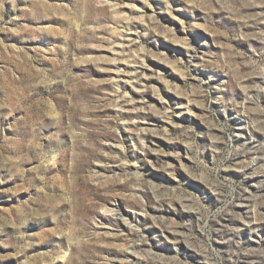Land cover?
<instances>
[{
    "label": "rangeland",
    "instance_id": "1",
    "mask_svg": "<svg viewBox=\"0 0 264 264\" xmlns=\"http://www.w3.org/2000/svg\"><path fill=\"white\" fill-rule=\"evenodd\" d=\"M0 264H264V0H0Z\"/></svg>",
    "mask_w": 264,
    "mask_h": 264
},
{
    "label": "bare ground",
    "instance_id": "2",
    "mask_svg": "<svg viewBox=\"0 0 264 264\" xmlns=\"http://www.w3.org/2000/svg\"><path fill=\"white\" fill-rule=\"evenodd\" d=\"M126 71V70H125ZM127 72V71H126ZM124 98V97H123ZM126 98V97H125ZM122 104H121V108H123V109H126V110H128V111H131L133 108V102L132 101H129V100H124V101H122L121 102ZM132 105V106H131ZM137 105V104H136ZM137 108V107H136ZM139 108V107H138ZM135 109V108H134ZM133 117V116H132ZM130 119V118H129ZM130 131H133V133H135L134 131H135V128L134 129H132L131 128V130ZM139 135V134H138ZM138 137V136H137ZM107 209H109V208H107ZM109 212H114L115 211V209H111V210H108ZM121 217V216H120ZM123 217V216H122ZM127 218V217H126ZM127 220L128 219H126V223H127ZM130 221V220H129ZM130 224V223H129ZM128 225V224H127ZM140 245V244H139ZM130 253V252H129ZM140 253V252H139ZM123 256H125V257H127V258H129L128 257V254H126V253H124V255ZM119 258H120V256H119ZM141 258V257H140Z\"/></svg>",
    "mask_w": 264,
    "mask_h": 264
}]
</instances>
